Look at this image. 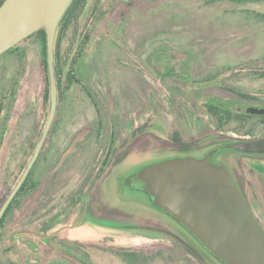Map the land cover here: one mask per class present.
Returning <instances> with one entry per match:
<instances>
[{
    "label": "rangeland",
    "instance_id": "obj_1",
    "mask_svg": "<svg viewBox=\"0 0 264 264\" xmlns=\"http://www.w3.org/2000/svg\"><path fill=\"white\" fill-rule=\"evenodd\" d=\"M93 2L60 41L62 85L40 155V189L7 216L0 264H71L67 252L88 255L89 264H220L180 245L173 218L133 175L167 159H199L230 138H264L262 116L250 113L264 107V0H138L129 12L119 3L115 15L96 22L88 14ZM91 27L78 82L67 86L63 78ZM19 51L18 75L15 53L0 58V207L10 193L13 153L23 139L32 146L48 113L38 44L28 40ZM207 99L230 105V120L219 126ZM174 132L187 147L173 141ZM214 160L264 230V155L223 151Z\"/></svg>",
    "mask_w": 264,
    "mask_h": 264
},
{
    "label": "water",
    "instance_id": "obj_2",
    "mask_svg": "<svg viewBox=\"0 0 264 264\" xmlns=\"http://www.w3.org/2000/svg\"><path fill=\"white\" fill-rule=\"evenodd\" d=\"M73 0H4L0 5V56L40 29L46 36L49 110L33 154L0 207V220L25 182L53 124L58 104L55 35ZM250 113L264 116L263 108ZM223 151L264 155V138L227 143L203 158L167 159L133 175L139 190L222 264H264V233L228 171L211 162Z\"/></svg>",
    "mask_w": 264,
    "mask_h": 264
},
{
    "label": "trees",
    "instance_id": "obj_3",
    "mask_svg": "<svg viewBox=\"0 0 264 264\" xmlns=\"http://www.w3.org/2000/svg\"><path fill=\"white\" fill-rule=\"evenodd\" d=\"M3 1L4 0H0V5ZM137 1L138 0H94V2L89 7L88 14L90 16H92L93 21L96 22L99 20V17L102 16L104 13L106 16L107 14H110L113 12V10H115L113 13V15H115L116 9L118 8L119 3H122L124 5V7H123L124 11H121L122 13H124V12H129V10L132 7L136 6ZM219 1H229V2H234V3H247V2H252L255 0H219ZM87 2H88V0H73L71 2L70 6L68 7V9L66 10V12L64 13V15H63V17L60 20V23L58 25L57 37L55 39V47H54V55H55L54 66H55V76H56V82H57V87H58V94H59V89L61 88V85H62V69L60 67V62H59L60 58L58 57V50H59V46H60V41L62 39V36L65 34V32L70 27V25L74 21H77L79 19L80 15L83 14V12L86 8ZM108 8H109V10H108ZM117 15L120 16L119 13ZM88 17H86V20ZM93 26H95V24ZM92 27L89 29V31L87 33L81 34V37L79 39V44H78V47H77L76 52H75V56L68 66V72L66 73L65 77L63 78L64 83L67 84V86H70L71 84H73V82H78L76 80V75H75L77 61H78V59H80L83 56L84 49L86 48L88 42L94 36L91 33ZM31 39L35 40L38 44V50H39V55H40L39 61H40V67H41V71H42V75H43V84H44L43 104H44V109L46 112L49 110V97H48L49 83H48V71H47V62H46V36H45V31L43 29H40L37 32L33 33L27 39L23 40L22 42H20L19 44H17L13 48L9 49L4 54H2L0 56V58L7 55V54L15 53L17 55V63L19 64L16 67V75H18V73L20 72V70L22 68V59H23L22 52L19 51L20 45L22 43L28 41V40H31ZM260 75L264 77V72L260 73ZM58 102H59V100H58ZM205 102H207V103H205V106H206L208 112L216 118L219 126H221V124L224 121L226 122V121L230 120L231 116L234 114L229 109L230 105L225 107L224 106L225 104H223L217 100L213 101V100L207 99V101H205ZM0 103H2V101H0ZM235 115L240 116L239 114H235ZM245 117H247V116H245ZM261 118L264 120V116H262ZM43 122H44V119L42 121L40 130L36 134V139H35L36 141L34 140L32 143L31 151H32L33 147L35 146V144L37 143V141L39 140L40 133L42 132L43 127H44ZM46 140H47V137H46ZM46 140H45V142H46ZM238 141L239 140H234L233 138L228 139V143L238 142ZM175 142L180 143L181 147H183V148L188 146L186 143H182V141L180 139L175 140ZM44 145H45V143H44ZM44 145H43V147H44ZM42 150H43V148H42ZM42 150H41V152H42ZM31 151H30V153H31ZM110 152L111 151L108 148L106 155L103 158L104 159L102 162L103 167H105L106 163L108 162V157L110 155ZM241 155H244V154H241ZM29 156L30 155H28L27 159L29 158ZM22 193H24L23 188H21L19 190L17 195L14 197V200H12V202L8 206L5 214L3 215L2 219L0 220V230L3 228L5 220H6L7 216L9 215V213L16 207L15 204L18 202V199H19V197H21ZM25 194H27V192H25Z\"/></svg>",
    "mask_w": 264,
    "mask_h": 264
},
{
    "label": "flooded vegetation",
    "instance_id": "obj_4",
    "mask_svg": "<svg viewBox=\"0 0 264 264\" xmlns=\"http://www.w3.org/2000/svg\"><path fill=\"white\" fill-rule=\"evenodd\" d=\"M2 134H3V130L0 128V135H2ZM172 137H173V141H175L177 139H180L181 140L179 134L176 133V132H174L172 134ZM0 138H3V136H0ZM30 144H31V139H30L29 143H27V141H25V139H23V141H22L19 149L16 152L13 153V164H14V166L12 168L11 173L8 175L9 176L8 183L11 184V185L9 184L11 186L10 187V192L13 189V187L16 184L17 180L19 179L20 175L22 174V172H23V170H24L27 162L29 161L30 157L33 154V150H34V147L35 146L33 147L32 151H31ZM30 151H31V153H30ZM28 155H30V156H29V159L26 162V159H27ZM40 155H41V151H40V154L37 157L36 161L34 162L33 167L31 168V170H30V172H29V174H28L25 182L21 186V188L24 189V193H22L21 197H19L18 202H17L18 205L22 202V200H23L22 197H24L25 192H30L31 190L37 191V190L40 189V183H41V174H40V168H39V166H40ZM203 156L200 157V158H203ZM215 156L216 155H214L211 158V162L213 164H215V165L221 166L220 163L216 162L217 160H214V157ZM228 173L230 174V176H231L233 182L235 183V185L237 186V188H238L241 196L243 197V199H244L247 207H249L248 204H247V202H246V200H245V198H244V195H243L241 189L239 188V186L234 181L231 173L230 172H228ZM32 176H33V179H31ZM31 180H33V183H31ZM253 218L258 223L259 227L261 228L262 232L264 233V230H263L262 226L257 221V219L254 217V215H253ZM172 220L174 222V223H172V226L178 231L177 234H176V236H175V239L180 243V245L182 247H185V249H187L190 254L195 255V257H197L198 259H203L205 262H208L209 259L207 257H205L203 255V253L201 252L202 250H204L205 252H207V251L182 226H180L174 219H172ZM65 255L67 256V258H68L69 262H71V264H86V262L88 260V255H86V254H82V256H80L78 254L80 257L79 256L77 257V256H73L72 254L69 255V253L67 252V254H65ZM209 255L212 258H214L211 254H209ZM219 263L222 264L221 262H219ZM210 264H212L211 261H210Z\"/></svg>",
    "mask_w": 264,
    "mask_h": 264
},
{
    "label": "crops",
    "instance_id": "obj_5",
    "mask_svg": "<svg viewBox=\"0 0 264 264\" xmlns=\"http://www.w3.org/2000/svg\"><path fill=\"white\" fill-rule=\"evenodd\" d=\"M158 234V233H157ZM160 236H161V234L159 235L158 234V237L160 238ZM153 237V236H152ZM155 239H158V238H155ZM55 249H58L57 248V246H55ZM178 257H180V258H185V259H189V255H187V253L186 252H177V254H176ZM165 256H169V255H167V254H165ZM146 264H165V261L161 258H159V259H157V260H153L152 262H147Z\"/></svg>",
    "mask_w": 264,
    "mask_h": 264
}]
</instances>
